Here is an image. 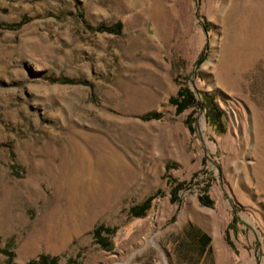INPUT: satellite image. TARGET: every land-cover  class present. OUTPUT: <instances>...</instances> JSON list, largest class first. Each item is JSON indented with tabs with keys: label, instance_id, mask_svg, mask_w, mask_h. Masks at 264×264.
Segmentation results:
<instances>
[{
	"label": "rangeland",
	"instance_id": "obj_1",
	"mask_svg": "<svg viewBox=\"0 0 264 264\" xmlns=\"http://www.w3.org/2000/svg\"><path fill=\"white\" fill-rule=\"evenodd\" d=\"M23 18L0 27V264H264V0H0ZM183 86L222 132L175 112Z\"/></svg>",
	"mask_w": 264,
	"mask_h": 264
},
{
	"label": "trees",
	"instance_id": "obj_2",
	"mask_svg": "<svg viewBox=\"0 0 264 264\" xmlns=\"http://www.w3.org/2000/svg\"><path fill=\"white\" fill-rule=\"evenodd\" d=\"M28 18L22 21H19L15 24H0V27L3 28H12L20 25L25 22ZM98 31H106L112 34H118L120 32V22H115L110 25H99L95 28ZM200 57H198L197 62L200 61ZM54 82H70L67 79H52ZM168 102L174 106V110L176 113L181 112L187 107L192 105H196L202 109H204V121L205 123L211 127L213 130L217 132H222L226 125V117L224 113L218 109L216 104L213 102L212 97L210 95L201 93L200 99H196L193 92L187 87L183 86L177 89L175 95L170 96L168 98ZM160 114L158 112H150L144 115H141L140 118L144 120L159 118ZM189 117V116H188ZM188 117L185 120V124L189 131H192V125ZM183 181L176 182L170 189L169 199L174 201L175 192L181 188H183ZM159 193V191H157ZM154 195L147 196L141 203L131 207L130 211L135 217L144 216L146 211L149 209L151 202L154 198ZM198 201L203 205H211L212 200L208 197V193L206 187L200 189V193L198 195ZM113 230L108 227H104L102 225H98L92 230V235L95 241L104 249L110 250L112 248V241L108 240L105 234L112 233ZM200 244L201 246H205L208 242V237L205 234L200 235ZM25 264H59L58 258L55 256H47L43 254H39L36 258L28 260Z\"/></svg>",
	"mask_w": 264,
	"mask_h": 264
}]
</instances>
